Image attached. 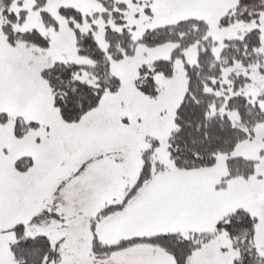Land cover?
<instances>
[{"label":"snow or ice","instance_id":"snow-or-ice-1","mask_svg":"<svg viewBox=\"0 0 264 264\" xmlns=\"http://www.w3.org/2000/svg\"><path fill=\"white\" fill-rule=\"evenodd\" d=\"M0 264H264V0H0Z\"/></svg>","mask_w":264,"mask_h":264}]
</instances>
